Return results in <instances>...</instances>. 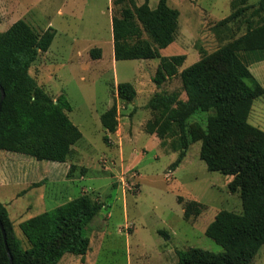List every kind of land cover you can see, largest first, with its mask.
<instances>
[{"label":"rangeland","instance_id":"rangeland-1","mask_svg":"<svg viewBox=\"0 0 264 264\" xmlns=\"http://www.w3.org/2000/svg\"><path fill=\"white\" fill-rule=\"evenodd\" d=\"M158 1L149 0L150 8ZM241 1L167 0L179 11L178 28L174 40L161 48L160 54H185L181 71L201 55L243 34L249 20L264 19V10L253 13L258 0H246L237 18L220 24ZM135 2L140 5L144 0ZM112 9V0H0V31L18 19L38 32L49 23L56 29L48 51L31 63L29 73L52 96L64 94L71 105L67 114L82 133L74 145L75 168L68 175L71 185L67 189L49 183L26 191L24 187L5 189L7 196L16 197L7 204L15 235L26 247L19 222L67 201L69 190L72 197L90 195L102 207L82 230L90 238L86 255L65 253L57 264H174L178 252L190 247L221 252L222 247L205 229L220 209L241 212L239 194L228 190L230 176L207 169L199 155V141L189 144L185 157L173 169L178 151L170 148L169 140L163 146L156 135L143 129L151 117L147 104L157 90L152 78L159 59L114 58ZM94 48L100 50L99 58L91 56ZM239 55L248 62L254 56L264 58V49ZM119 82L133 84L136 95L132 101L116 98ZM162 89L185 99L179 76L168 79ZM114 101L119 131L107 132L105 140L100 116ZM262 101L264 97L255 99L254 107ZM205 118L206 113L196 112L188 121L204 123ZM45 191L56 199L43 200ZM189 200L205 208L187 220L183 203ZM249 264H264V245Z\"/></svg>","mask_w":264,"mask_h":264},{"label":"trees","instance_id":"trees-1","mask_svg":"<svg viewBox=\"0 0 264 264\" xmlns=\"http://www.w3.org/2000/svg\"><path fill=\"white\" fill-rule=\"evenodd\" d=\"M245 1L219 23L237 18L246 7ZM148 2L137 5L135 0H112L111 19L116 60L159 59L152 78L157 90L147 104L151 117L143 129L156 135L163 146L169 140L170 148L178 151L173 169L185 157L189 144L199 141V155L207 169L231 176L228 190L238 192L241 201V212L220 209L205 229V234L222 247L221 252L190 247L178 252L174 264H249L264 245V130L248 121L253 101L264 96V86L239 53L264 49V19L249 20L243 34L178 71L186 55L162 56L159 50L174 40L179 11L167 0H159L154 9ZM263 10L264 0H258L253 13ZM55 34L51 26L38 32L24 19L0 31V85L5 93L0 111V149L37 160L69 162L70 176L75 168L74 145L82 138L67 114L71 105L64 94L54 98L29 73L31 63L49 49ZM90 53L93 58L100 57L97 48ZM175 76L180 78L185 99L162 89ZM115 95L130 102L136 90L130 82H119ZM196 112L206 113L204 123L188 121ZM100 121L107 140V132L115 133L119 124L116 101L101 114ZM101 207V202L81 193L22 220L18 228L26 242L23 247L6 206L0 202V220L13 264H57L65 253L86 255L90 238L82 230ZM204 208L198 201H186L184 217H196ZM0 264H10L1 228Z\"/></svg>","mask_w":264,"mask_h":264},{"label":"crops","instance_id":"crops-1","mask_svg":"<svg viewBox=\"0 0 264 264\" xmlns=\"http://www.w3.org/2000/svg\"><path fill=\"white\" fill-rule=\"evenodd\" d=\"M10 25H8V27ZM49 26L50 23L48 27ZM47 51H45V53ZM248 60L249 61L246 63L248 64L251 73L256 78V80L262 86H264V64H263L264 58L254 56ZM255 72H257L258 75H256ZM42 86L44 87V85ZM58 95L59 93L53 94V97L55 98ZM248 121L252 125L257 126L260 129L264 130V101H262L256 107H254V101H253L252 108L248 117ZM116 131H117L116 133H118L119 130ZM45 161L47 162H44V164H42L43 162L35 159L34 157L14 151L0 149V202L3 203L6 206V208H7V204L13 203L14 199L16 198L13 196L9 197L6 195L5 189L8 187H12V188L24 187V191H26L28 189L36 187L33 186L34 183H40L41 186L46 185L47 183L51 185L62 184L65 188L71 185L69 184L70 179L68 178V172L70 167L69 162H57V161H49V160H45ZM231 178L232 177L230 176L228 181H230ZM23 192H21V194ZM66 193H67L66 195L67 200L73 198L70 195L69 190L66 191ZM41 196L43 200L56 199V196L54 194L52 196L46 191L45 194Z\"/></svg>","mask_w":264,"mask_h":264},{"label":"water","instance_id":"water-1","mask_svg":"<svg viewBox=\"0 0 264 264\" xmlns=\"http://www.w3.org/2000/svg\"><path fill=\"white\" fill-rule=\"evenodd\" d=\"M0 111H1V105H2V101L4 99V96H5V93H4V89L3 87L0 85ZM0 228H1V231H2V235H3V240H4V243H5V248H6V251H7V255H8V258H9V263L10 264H13V258L10 254V250L8 248V245H7V241H6V231H5V228L0 220Z\"/></svg>","mask_w":264,"mask_h":264}]
</instances>
